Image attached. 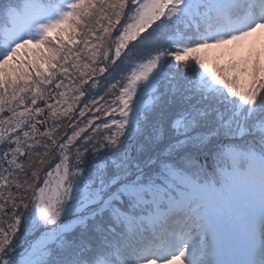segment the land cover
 Instances as JSON below:
<instances>
[{
  "label": "snow or ice",
  "instance_id": "snow-or-ice-1",
  "mask_svg": "<svg viewBox=\"0 0 264 264\" xmlns=\"http://www.w3.org/2000/svg\"><path fill=\"white\" fill-rule=\"evenodd\" d=\"M0 264H264V0H0Z\"/></svg>",
  "mask_w": 264,
  "mask_h": 264
}]
</instances>
